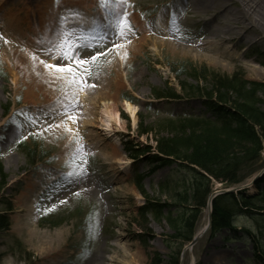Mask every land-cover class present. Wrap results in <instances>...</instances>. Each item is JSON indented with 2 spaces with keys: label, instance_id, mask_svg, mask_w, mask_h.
<instances>
[{
  "label": "rangeland",
  "instance_id": "obj_1",
  "mask_svg": "<svg viewBox=\"0 0 264 264\" xmlns=\"http://www.w3.org/2000/svg\"><path fill=\"white\" fill-rule=\"evenodd\" d=\"M47 1L56 11L61 4L79 8L71 13L75 19L67 29L99 45L86 54L106 55L89 66L90 75L82 76L86 83L70 86L58 78L57 95L41 99L33 90L32 76L26 74L22 54L39 48L42 56L48 55L58 30L38 45L26 40L41 41L36 37L55 23V11L45 12L43 0H0V211L10 220L9 230L0 234V264H148V256L155 253L167 259L171 243L176 246L174 231L165 217L143 216L140 209L148 200L178 205L173 189L187 192L180 203L183 209L193 204L188 186L177 183L182 175L177 166L151 164L145 156L157 152L159 141L178 136L168 124L171 119H214L204 97L186 93L191 87L210 90L213 74L238 75L264 85V20L245 13L239 0H218L209 10L193 2L183 5L182 0H126L115 11L127 13L131 30L120 38L116 17L111 9H100L98 0ZM23 35L26 40L20 41ZM157 37L163 41H155ZM210 41L213 44L204 49H193ZM217 57L218 63L212 61ZM44 60L57 63L50 56ZM256 90L264 112V92ZM159 92L180 97H156ZM125 102L136 108V121L124 109ZM104 104L116 105L118 124L102 113ZM85 108L94 127L84 126L81 115L68 119L64 114L59 123L64 134L57 139L50 113L71 109L80 114ZM107 121L114 124L111 132L105 131ZM139 150L146 154L134 159ZM262 166L264 151L255 169ZM258 173L238 185L213 182L212 190L248 186ZM138 176H144L145 196L137 188ZM260 189L264 190V176L259 188H246L250 195ZM202 212L196 233L208 224L206 209ZM233 221L238 234L208 231L186 251L182 264H264V215L241 213ZM243 228L255 233L258 244L236 238ZM44 242L59 247L49 259L42 256Z\"/></svg>",
  "mask_w": 264,
  "mask_h": 264
},
{
  "label": "trees",
  "instance_id": "obj_2",
  "mask_svg": "<svg viewBox=\"0 0 264 264\" xmlns=\"http://www.w3.org/2000/svg\"><path fill=\"white\" fill-rule=\"evenodd\" d=\"M213 75L210 90H201L198 86L191 87L187 91L185 84L183 90L190 96L204 97L203 104L215 116L214 119L197 115L182 116L179 120L171 119L168 124L178 132V136L159 141L156 146L157 152L145 156L151 164L170 167L175 164L176 170L182 172L177 183L188 186L189 199L193 204L192 207L183 209L180 203L186 201L187 192L173 189L174 199L177 200L178 205L148 200V203L140 209L143 216L151 213L160 219L165 217L174 231L172 238L176 242V246L171 243L172 251L167 259L155 253L148 256L150 257L148 264H180L183 249L196 235L197 222L202 216V211L207 207L208 197L213 192V182L221 181L229 186L238 185L264 168L262 166L255 169L264 151V112L258 106L260 98L257 96L256 88L264 92V85L248 82L238 75L232 78ZM155 96L180 97L175 93L164 95L161 92L155 93ZM139 151L132 155L134 159L146 154L145 151ZM244 171L249 172L245 178H240ZM143 180L144 176L135 178L139 192L145 196ZM262 181L263 178L257 182V188ZM6 183L7 178L3 180L2 185ZM212 212L211 235L224 230L228 234L231 232L238 234L236 226L233 225L236 216L241 213L264 215V190L260 189V192L254 195L247 194V190L238 194L219 195L213 200ZM9 228L10 220L7 212L0 211V234L5 233ZM254 235L253 231L243 228L241 236L236 238L240 240L247 237L249 241L258 244ZM232 239V237L226 238L228 241ZM256 250L260 258L263 253L259 252V248Z\"/></svg>",
  "mask_w": 264,
  "mask_h": 264
},
{
  "label": "bare ground",
  "instance_id": "obj_3",
  "mask_svg": "<svg viewBox=\"0 0 264 264\" xmlns=\"http://www.w3.org/2000/svg\"><path fill=\"white\" fill-rule=\"evenodd\" d=\"M43 1L45 2V5H43L44 6L43 9L45 10V12L49 13V12L55 11V14L57 17H56L55 23H52L49 26L48 31H45L44 33L40 32V34H39L40 36L36 37L37 40H41V41H42L44 36L48 37V33L50 36L51 34H55V32H57V30L60 31L62 29H67V27L71 26V24H73V22H71V20L75 19V17L72 16L71 13H73L74 11L79 9V8L75 7L74 5L61 4L59 11H56L53 8V2H49L47 0H43ZM182 2H183V5H186V6L189 2H193V4L197 5L199 8L209 10V8H211L213 5L215 7H217L216 4L218 3V0H182ZM239 2L242 3V5L244 7L243 10L245 11V13H247L250 16L252 14L256 15V17H258V19L261 20L263 23L264 18L261 17V14H262V12H264V10H263L264 9V5H263L264 0H239ZM64 17H67L68 19L66 21L62 22V18H64ZM3 27L6 29H9V26H7V27L3 26ZM9 30L11 31V29H9ZM164 35H165V37H167V40L170 39L168 37L170 34L165 32ZM18 39L20 41H22V40H26V37H25V35H23V38L19 37ZM146 39L149 40L150 38L146 37ZM26 41L29 42L30 45H32V46L34 44L38 45V42L36 41V39L35 40L29 39ZM155 41H163V40H160L157 37L155 39ZM211 44H213L212 41L207 42L205 44H200V45L194 46L193 49L194 50H201V49H204L208 45L210 46ZM4 48L7 51V53L11 54L12 50H10L9 47L4 46ZM18 50L19 51L22 50L19 47V45H18ZM12 53L15 54L14 52H12ZM19 54H21V52H19ZM42 54H43V52H41L39 48H35L34 50L29 51V53L26 52L25 54H22V55H24V59L27 60V62L24 63L25 67H26V74L32 76L31 80L33 81L32 87H33L34 92H36L38 97H40L41 99L48 100L51 98V96L57 95L55 90H56V87H58L60 84L57 82L56 79H58L57 77L59 75L55 74L54 70H52V69L49 70V69L45 68L44 63H41V61H45L44 59H47L49 55H47V56L43 55L42 56ZM33 57H35V59ZM29 58H32V60H33L32 64H31V61L29 60ZM220 58L221 57L211 58V59H212V61L218 63L217 60H219ZM51 63L54 64V62H51ZM100 96H104V95L100 94ZM56 99L57 98H55L54 100H56ZM53 102L54 101H52V103ZM123 106H124V109L126 110V112H129L132 115V118L134 119V121H136V119H135L136 108L132 107V105L129 102H125L123 104ZM48 109L49 108H47L46 110H48ZM66 112H67L66 116L68 119H69V116H71L74 119H78L82 116L81 118H83V117L85 118V120H83L84 126L88 125V126L94 127L95 122H94L92 117H90V118L87 117L88 111L86 108L84 109V112H81L80 114L75 112V111H71V109L69 110V112L65 111L64 113L60 112L58 110H53L51 113L50 112L49 113L53 117V121H55V123H56L54 133H55V137L57 139L61 138L62 135L64 134L62 132V130L59 128V123L62 120V118H64V114ZM102 113L104 115H106L109 118V120L112 121V123L115 122L116 124H118L120 122L119 117L117 116L118 109H117L116 105H113V104H106L105 105L104 104L103 108H102ZM79 115H81V116H79ZM101 120L102 119H100V121ZM110 121H107V126H106V130H105L107 132L113 131L114 124H111ZM207 215H208V212H207ZM206 226L201 228L198 231V233L202 232ZM33 237H35V236L33 235ZM42 244H43L42 256L44 257V259H49V257L51 255L56 254L55 253L56 251H54V250H57L59 248L58 246L54 245L57 248V249H55V247H53L50 243L48 244L47 242H44ZM57 253H59V252H57Z\"/></svg>",
  "mask_w": 264,
  "mask_h": 264
},
{
  "label": "snow or ice",
  "instance_id": "obj_4",
  "mask_svg": "<svg viewBox=\"0 0 264 264\" xmlns=\"http://www.w3.org/2000/svg\"><path fill=\"white\" fill-rule=\"evenodd\" d=\"M126 0H98V7L102 10L111 9L113 15L116 17V23L114 25L116 35L123 38L127 31L131 30V25L127 20V13L124 11L116 12L115 9ZM78 15V13H76ZM68 18H62V22ZM83 29H81V32ZM38 43H43L38 41ZM115 47H120L119 44H115ZM99 48V45L91 44L85 36L78 34L70 29H62L56 34L55 41L52 42V46L47 50V54L52 60H56L57 63H44L45 68L52 69L59 75L57 78L66 80L70 86H78L86 83L83 81L82 76L84 74L90 75V65L94 63L100 56L106 55L103 51H95L94 54H86L89 50H95ZM35 59V57H33ZM66 74V75H64ZM67 114V113H65ZM69 119H73L69 116ZM34 122V121H33ZM70 175H74L70 173ZM82 175V173H81Z\"/></svg>",
  "mask_w": 264,
  "mask_h": 264
},
{
  "label": "water",
  "instance_id": "obj_5",
  "mask_svg": "<svg viewBox=\"0 0 264 264\" xmlns=\"http://www.w3.org/2000/svg\"><path fill=\"white\" fill-rule=\"evenodd\" d=\"M264 174V170H262L261 172H259V174L258 175H256L255 177H254V179L251 181V183L248 185V186H246V187H238V189H228V190H226V189H220V190H217L215 193H213L210 197H209V199H208V205H207V212H208V225L206 226V228L202 231V232H200V233H198V235L192 240V242H190L188 245V247L191 249V248H193L194 246H196L197 245V243H198V241L204 236V235H206L207 234V232H208V230L211 228V216H212V200L214 199V198H216L217 197V195H225V194H228V193H234V192H239L240 190H242V189H244V188H247V187H249L250 185H254L260 178H261V176ZM186 251V250H185ZM185 251L183 252V254L185 253Z\"/></svg>",
  "mask_w": 264,
  "mask_h": 264
}]
</instances>
